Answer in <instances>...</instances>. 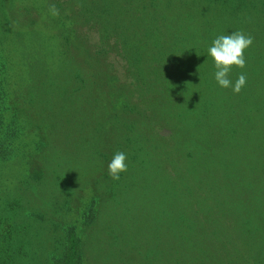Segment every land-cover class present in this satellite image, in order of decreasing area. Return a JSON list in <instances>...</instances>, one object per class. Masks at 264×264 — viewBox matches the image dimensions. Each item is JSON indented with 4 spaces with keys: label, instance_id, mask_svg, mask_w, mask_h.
<instances>
[{
    "label": "rangeland",
    "instance_id": "1",
    "mask_svg": "<svg viewBox=\"0 0 264 264\" xmlns=\"http://www.w3.org/2000/svg\"><path fill=\"white\" fill-rule=\"evenodd\" d=\"M20 26L34 31L20 34ZM8 28L15 30L5 36ZM237 31L254 41L246 67L229 74L233 83L247 76L234 94L216 82L208 48ZM14 77L30 92L20 112L8 109L19 102ZM0 82V114L10 121L25 110L31 125L20 123L27 133L18 154L0 169L3 179L31 181L20 218L33 224L32 212L42 220L27 231L29 248L37 229L50 239L52 225L63 233L80 222L87 264H180L174 222L183 209L194 214L190 168L183 169L193 149H178L174 121L191 112L181 137L205 143L220 138L218 125L237 130L241 113L264 107V0H0ZM1 95L11 101L7 109ZM118 151L128 170L115 181L108 164ZM93 195L96 218L81 225Z\"/></svg>",
    "mask_w": 264,
    "mask_h": 264
},
{
    "label": "trees",
    "instance_id": "2",
    "mask_svg": "<svg viewBox=\"0 0 264 264\" xmlns=\"http://www.w3.org/2000/svg\"><path fill=\"white\" fill-rule=\"evenodd\" d=\"M30 28L20 26L17 29L20 34H27L34 31V27ZM14 30L8 28L4 35L8 36ZM48 35L53 40H63L64 35V41H68L66 32L63 35ZM191 81L195 83L196 79ZM13 82L14 101L17 96L19 102L16 105L10 103V91L7 99L1 95V104L7 109L10 103L9 110L20 112L21 106L27 104L26 97L30 92L18 84V77H14ZM0 87L3 88L1 82ZM23 113L18 115L13 111L10 121L5 111L0 114V169L5 170L3 164L17 156L19 139L22 141L25 131L27 133L31 128L29 119L24 118ZM186 114V117L177 114L174 124H180L175 132L178 149H193L189 161L185 156L183 169L185 165L190 168L185 175L193 188L186 190L192 193L188 196L193 198L194 214L191 213L189 219L187 210L183 209L182 216L174 222L178 263L264 264V107L255 109L252 114L241 113L237 130L232 124L218 125L219 121L215 125H218L216 131L220 138H209L205 143L200 139L185 140L181 137L185 135L183 129L192 127V120L188 117L192 113L187 111ZM9 122L18 124L14 129ZM20 123H24L27 130ZM4 125L12 131H5L2 137ZM37 139L38 145V136ZM5 176H1L0 180ZM17 182L20 187L14 189L13 184ZM30 185L29 179L16 180L11 175L0 181V264H87L89 257L85 241L78 231L80 222L68 226L63 233L58 225H52L48 231L56 235L50 239L45 229H42L45 235L37 229L40 237L31 235L33 247L29 248L27 231L35 232L37 219L42 220L32 212L28 218L33 224L20 218L28 213V210H22L21 193ZM90 199L86 220L81 225L89 226L96 218L97 199L94 195ZM35 238L44 244L46 255H39L41 248ZM52 251H59V256L49 257Z\"/></svg>",
    "mask_w": 264,
    "mask_h": 264
},
{
    "label": "clouds",
    "instance_id": "3",
    "mask_svg": "<svg viewBox=\"0 0 264 264\" xmlns=\"http://www.w3.org/2000/svg\"><path fill=\"white\" fill-rule=\"evenodd\" d=\"M49 11L53 16H58L59 12L55 5H51ZM254 38L251 35H245L242 32H233L229 35H220L214 39L212 45L208 48V54L215 64V80L218 85L224 89L232 88L234 94H239L246 86L247 76L241 73L233 81L229 78L233 67L244 69L246 67L245 51L252 46ZM127 155L123 151L114 154L108 164V173L113 180L118 181L121 173H126L128 165L126 163Z\"/></svg>",
    "mask_w": 264,
    "mask_h": 264
}]
</instances>
